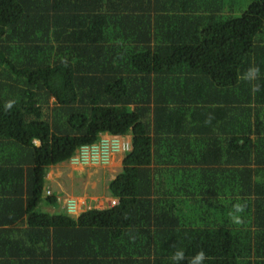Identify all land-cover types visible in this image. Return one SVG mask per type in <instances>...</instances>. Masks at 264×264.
Returning <instances> with one entry per match:
<instances>
[{
	"label": "trees",
	"instance_id": "1",
	"mask_svg": "<svg viewBox=\"0 0 264 264\" xmlns=\"http://www.w3.org/2000/svg\"><path fill=\"white\" fill-rule=\"evenodd\" d=\"M103 134L117 204L70 216L48 168ZM200 252L264 264V0H0V264Z\"/></svg>",
	"mask_w": 264,
	"mask_h": 264
},
{
	"label": "rangeland",
	"instance_id": "2",
	"mask_svg": "<svg viewBox=\"0 0 264 264\" xmlns=\"http://www.w3.org/2000/svg\"><path fill=\"white\" fill-rule=\"evenodd\" d=\"M233 3L238 10L242 11L249 3L255 0H225ZM118 160L106 168H78L69 167L65 162L51 166L46 173V186L48 191L55 193L57 201L64 205L65 198L79 197V201L85 200L93 207H105L103 201L109 197L108 184L120 171L117 166ZM106 201V200H105ZM58 202V205H60ZM46 205V204H44ZM55 210L54 208H52ZM41 211L42 209L39 208Z\"/></svg>",
	"mask_w": 264,
	"mask_h": 264
},
{
	"label": "built area",
	"instance_id": "3",
	"mask_svg": "<svg viewBox=\"0 0 264 264\" xmlns=\"http://www.w3.org/2000/svg\"><path fill=\"white\" fill-rule=\"evenodd\" d=\"M131 150L129 137L114 136L109 134L100 135L97 142L89 145H81L74 154L67 160V165L71 168H96L108 166L114 157L124 155ZM64 210L70 215H78L84 211L85 200L70 197L65 199ZM105 208L116 205V200L106 199ZM89 208V207H87Z\"/></svg>",
	"mask_w": 264,
	"mask_h": 264
},
{
	"label": "clouds",
	"instance_id": "4",
	"mask_svg": "<svg viewBox=\"0 0 264 264\" xmlns=\"http://www.w3.org/2000/svg\"><path fill=\"white\" fill-rule=\"evenodd\" d=\"M251 71L252 72H257L258 71V69H251ZM10 106V105H9ZM128 137V136H127ZM123 158V155H119V156H116V157H114L113 158V160L111 161V163H113L114 162V159H117V160H119L118 161V163L120 162V158ZM67 162V161H66ZM65 162V163H66ZM110 163V164H111ZM62 164H64V163H62ZM67 164V163H66ZM110 164L108 165V166H110ZM108 166H106V167H108ZM106 167H101V168H106ZM117 167V166H116ZM94 168V167H93ZM97 168V167H96ZM113 179V178H112ZM44 194L46 195V196H49V195H52V194H55V193H51L50 194V191H48V189H47V187H45V192H44ZM56 195V194H55ZM57 198V197H56ZM70 198V197H69ZM75 198V197H74ZM65 199H67V198H65ZM78 199H79V197H78ZM108 200V199H112V198H105V200ZM105 200L103 201V203L105 202ZM115 200V199H114ZM59 202V200L57 201V203ZM81 202H82V200H81ZM85 203H86V205L83 207V209H84V211L85 210H88V209H90V208H95V209H104L105 207H93V206H91V203H88L87 201H86V199H85ZM59 204H60V202H59ZM105 204V206H106V203H104ZM117 204V203H116ZM58 207L61 209V210H64V205L63 206H61V204L60 205H58ZM87 207H89V208H87ZM45 208H48V209H50L51 211H48V212H53L54 210L52 209V207H51V205L50 206H44L43 207V209L44 210H46ZM235 210L237 211V212H241V211H243V206H241V205H239V204H237V205H235ZM83 212V211H82ZM67 213V212H66ZM81 213V212H80ZM79 213V214H80ZM68 214V213H67ZM78 214V215H79ZM70 215V214H69ZM70 216H77V215H70ZM234 222L235 223H237V224H239V223H242V221L240 220V218L239 217H236L235 219H234ZM184 258V253L182 252V251H178V252H176L175 253V255H174V259H176V260H182ZM205 258V254L203 253V252H200L199 254H197V256L191 261V264H200V262L203 260Z\"/></svg>",
	"mask_w": 264,
	"mask_h": 264
},
{
	"label": "crops",
	"instance_id": "5",
	"mask_svg": "<svg viewBox=\"0 0 264 264\" xmlns=\"http://www.w3.org/2000/svg\"><path fill=\"white\" fill-rule=\"evenodd\" d=\"M207 137H208V135L207 134H203L202 135V139H203V141H205L206 143H207V140L209 139H207ZM121 160H122V157L120 158V162L119 163H117V167L119 166V168H121ZM119 161V160H118ZM114 178V177H113ZM110 198V197H109ZM46 210H48V211H51L50 209H48V208H45ZM50 213H52V212H50Z\"/></svg>",
	"mask_w": 264,
	"mask_h": 264
}]
</instances>
